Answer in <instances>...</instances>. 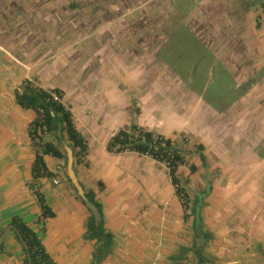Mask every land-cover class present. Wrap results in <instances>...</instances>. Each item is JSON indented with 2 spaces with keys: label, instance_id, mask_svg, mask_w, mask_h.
I'll list each match as a JSON object with an SVG mask.
<instances>
[{
  "label": "crops",
  "instance_id": "0c3cea01",
  "mask_svg": "<svg viewBox=\"0 0 264 264\" xmlns=\"http://www.w3.org/2000/svg\"><path fill=\"white\" fill-rule=\"evenodd\" d=\"M70 1L79 3L86 40L110 39V63L102 60L96 80L73 71L71 41L62 65L54 40L25 43L23 11L0 0V236L18 216L59 264H264V0H197L181 14L158 0ZM26 79L64 91L88 145L74 170L99 221L67 176L64 132L43 141L65 158L45 154L53 176L34 177L40 147L29 127L37 114L16 101ZM133 124L188 139L174 140L185 158L182 184L190 193L202 175L212 178L199 230L198 203L185 209L165 162L107 149ZM36 193L54 216H42ZM0 242V264L25 263L13 229Z\"/></svg>",
  "mask_w": 264,
  "mask_h": 264
},
{
  "label": "trees",
  "instance_id": "16d2710c",
  "mask_svg": "<svg viewBox=\"0 0 264 264\" xmlns=\"http://www.w3.org/2000/svg\"><path fill=\"white\" fill-rule=\"evenodd\" d=\"M16 101L21 107L33 109L37 114L29 127L33 143L40 147V150L36 153L32 167L35 178L53 176V173L49 171L45 163V154L65 158L64 152L57 145L52 142L43 141L44 135L58 131L64 132L75 150V156L83 155L87 151V140L77 129L71 108L64 103V91L62 89L58 87L45 89L33 80L26 79L20 86V89L16 91ZM107 149L116 153L133 151L165 162L168 166L172 183L176 187L177 194L181 198L185 209L187 208L188 188L182 184L178 174V168L181 164L185 163V158L172 138L156 134L151 130L133 124L116 132L111 137ZM201 158L203 163L206 164L203 154ZM190 170L191 172H195L197 166L191 164ZM36 196L43 210L42 216H54V212L46 204L43 196L39 193H36ZM10 225L17 228L21 239L27 244L32 264H59L47 251L37 233L22 218L18 216L13 217ZM2 248L3 243L0 242V251ZM24 264H29L28 257Z\"/></svg>",
  "mask_w": 264,
  "mask_h": 264
},
{
  "label": "rangeland",
  "instance_id": "374dc122",
  "mask_svg": "<svg viewBox=\"0 0 264 264\" xmlns=\"http://www.w3.org/2000/svg\"><path fill=\"white\" fill-rule=\"evenodd\" d=\"M11 8L22 10L23 15L18 18V24L21 23L24 35V42H33L32 36L38 35L41 44H46L48 41L54 40L55 47V57L57 59L56 63L62 65L59 62L60 59L64 58L66 48L65 45L67 41H71V53L72 56V67L73 71L77 73H87L90 80H96L97 73H102V60L107 59L110 63V58L112 56L110 48V39L104 40V44L98 43L96 41V35L89 33L88 39L86 40L85 34L83 35L79 29H81V21L78 15L79 3H71L70 0H7ZM168 1V2H167ZM197 0H158V7L172 6L174 12L181 14L182 12H188ZM77 11V13H76ZM76 14H75V13ZM73 13V14H69ZM180 17L177 16L176 19ZM53 36V38H52ZM110 38V34H109ZM105 45V47H104ZM48 50L47 48H41V50ZM50 47V50H53ZM51 52V51H50ZM55 74V80L63 81L64 77ZM101 76H99V79ZM151 83V82H150ZM215 86L218 85L217 82H213ZM222 85V83H220ZM149 87L147 85L142 86ZM136 113H140V105L136 101L135 103ZM63 140V138H62ZM174 140H180V144H183L188 140L186 137H179ZM198 180L200 183V188L197 187V183H192V188H190V193L188 195V209H195L196 204L199 202V195L202 196V201L204 202L208 196L209 191L207 190L208 181L211 182L212 178L202 175ZM189 179L187 181V184ZM211 184V183H210ZM194 188H198L194 190ZM195 191L194 193H191ZM197 191V192H196ZM201 227V225H200Z\"/></svg>",
  "mask_w": 264,
  "mask_h": 264
},
{
  "label": "water",
  "instance_id": "95a60500",
  "mask_svg": "<svg viewBox=\"0 0 264 264\" xmlns=\"http://www.w3.org/2000/svg\"><path fill=\"white\" fill-rule=\"evenodd\" d=\"M66 149V172H67V176L68 178L71 180L72 184L74 185V187L77 190V193L81 196V198L85 201L86 205L92 210V212L94 213V216L96 218V221H99L101 219V214L99 211V207L86 195L85 190L83 189V186L81 185V183L79 182L77 175L75 173L74 170V152L73 149L70 145H66L65 146ZM210 189V181H208L207 183V190ZM199 202L198 205L196 207V219H195V226L197 227V230H199L200 228V219H199V210L201 205L203 204L202 201V196L199 195ZM13 229L17 235L19 236L23 247L25 248L26 252H27V256H28V260H29V264H32L31 261V257L30 254L28 252V246L27 244L21 239L20 234L17 230L16 227H14L13 225H9L6 230L3 232V234L0 236V241L3 240L8 232Z\"/></svg>",
  "mask_w": 264,
  "mask_h": 264
},
{
  "label": "built area",
  "instance_id": "2783aa9c",
  "mask_svg": "<svg viewBox=\"0 0 264 264\" xmlns=\"http://www.w3.org/2000/svg\"><path fill=\"white\" fill-rule=\"evenodd\" d=\"M59 182H60V179H59V178H55V179H54V183H55V184H58Z\"/></svg>",
  "mask_w": 264,
  "mask_h": 264
}]
</instances>
